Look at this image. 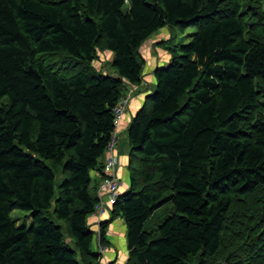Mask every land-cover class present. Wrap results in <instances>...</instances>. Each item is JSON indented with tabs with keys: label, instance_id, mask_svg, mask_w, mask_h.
<instances>
[{
	"label": "trees",
	"instance_id": "obj_1",
	"mask_svg": "<svg viewBox=\"0 0 264 264\" xmlns=\"http://www.w3.org/2000/svg\"><path fill=\"white\" fill-rule=\"evenodd\" d=\"M167 26L196 32L129 127L125 264H264L261 0H0V264H98L94 173ZM100 50L117 77L92 72Z\"/></svg>",
	"mask_w": 264,
	"mask_h": 264
},
{
	"label": "crops",
	"instance_id": "obj_2",
	"mask_svg": "<svg viewBox=\"0 0 264 264\" xmlns=\"http://www.w3.org/2000/svg\"><path fill=\"white\" fill-rule=\"evenodd\" d=\"M157 34L158 31L153 35V37L152 36L150 37L152 39L150 38L149 39L155 40ZM149 39L147 40L148 43H149ZM152 47L153 46L145 50L146 56L150 55L148 53L152 50ZM109 54L113 55L114 53L112 54L109 53ZM151 66H153V62L151 63ZM156 67L157 66H155L154 69ZM154 69L152 70L153 75H154L153 73ZM146 75L142 82L148 83V85L145 84L147 86V89L145 91L142 90L137 95H135L133 99L129 101L125 113L123 114L121 125L119 127V132H118L119 144L117 146L116 153L119 159L118 176L121 180L120 194H123L130 186V178H129L130 174L128 169L129 153H130L129 127L133 121V118L136 116V114L140 111V109L144 105L147 96L153 92V85H156L157 83L156 78L153 81H151L150 79H146V77H150ZM106 157L107 154H105V160ZM100 182H101V174L100 172H95L93 184H95V192L97 197H98ZM99 219H101V221H109L106 223V228H105L106 232L104 233V238H105L104 243L107 245V249L103 252L102 255L100 254V251L98 249V243L96 241V232L99 227V224L97 222L99 221ZM89 224L91 229L95 231V242H94V248L92 246V249L93 251L98 252L101 257L100 259H97L98 264H125V262L129 257V250H128V231L124 218L118 216L112 219L111 207H107L105 212L100 216L91 215L89 217Z\"/></svg>",
	"mask_w": 264,
	"mask_h": 264
},
{
	"label": "rangeland",
	"instance_id": "obj_3",
	"mask_svg": "<svg viewBox=\"0 0 264 264\" xmlns=\"http://www.w3.org/2000/svg\"><path fill=\"white\" fill-rule=\"evenodd\" d=\"M261 3H262L263 11H264V0H261ZM128 6L129 5L126 4L125 8H128ZM195 32H196L195 27H189V28L185 29L184 32H182L177 27L167 26L166 28H163L162 30H160V32L158 31V34H157L155 40H150V39H152V38H150L149 43H148V41H146L140 49V53L142 55H144V58L146 60V64H145V67L143 70V80H144V77L147 73L146 76H150V77H146V79H150L151 81H153L156 78L155 75L152 74V70L154 69V67L155 66H157V67L168 66L172 61L173 51H177L178 53H182L181 46L189 43L192 40L193 34ZM151 46H153L152 50L148 53L150 55L146 56L145 50L148 49L149 47L151 48ZM109 53L112 54L113 52L108 51V50L98 51V57L93 62L92 72L95 71L96 73L113 75L115 77H117L119 75L117 69L113 65L114 54L110 55ZM152 62H153V66H151ZM155 63L158 65H156ZM53 67L55 68V66H53ZM114 74H116V75H114ZM145 84L148 85L147 82L146 83L142 82L139 84H128L126 87V90L124 91L123 94L125 96L128 95L130 97V100H131L139 92H141L142 90L145 91L147 89V86ZM155 90H156V85H153V92L152 93H154ZM126 137H127V135H126ZM31 213H32V211H30V210L15 209V210H13L11 215L16 220L18 225L30 226L32 224ZM96 216H98V215H96ZM53 220L56 221V218H53ZM97 223L99 224V227L97 229V232H98L99 229L101 230V223H99V221ZM97 232H96V235L98 234ZM66 241L70 244V246L72 248L77 249L76 244H75V240L72 237L66 236ZM96 241L98 243L99 251L101 249V245L107 246L105 243L102 242V240L99 242L98 238H96ZM93 248H94V243H93ZM103 252L100 251V254L102 255ZM100 258L101 257H99V259Z\"/></svg>",
	"mask_w": 264,
	"mask_h": 264
},
{
	"label": "built area",
	"instance_id": "obj_4",
	"mask_svg": "<svg viewBox=\"0 0 264 264\" xmlns=\"http://www.w3.org/2000/svg\"><path fill=\"white\" fill-rule=\"evenodd\" d=\"M133 90V89H132ZM130 97L122 96L114 107V130L111 134V139L108 142L106 148V160L104 163V175L101 178L99 191H98V202L95 204V211L92 215L100 216L105 212L107 207H111L120 196L121 180L118 176V164L119 159L116 153L117 146L119 144V127L123 114L125 113L126 107L129 103ZM99 223H102L99 219ZM96 238L101 241V230L99 229ZM107 246L101 245L100 251L103 252Z\"/></svg>",
	"mask_w": 264,
	"mask_h": 264
}]
</instances>
